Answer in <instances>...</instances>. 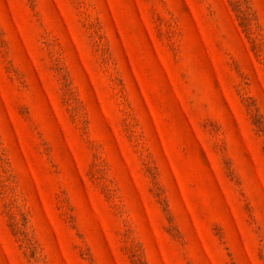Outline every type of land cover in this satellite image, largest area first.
<instances>
[{
    "label": "rangeland",
    "instance_id": "obj_1",
    "mask_svg": "<svg viewBox=\"0 0 264 264\" xmlns=\"http://www.w3.org/2000/svg\"><path fill=\"white\" fill-rule=\"evenodd\" d=\"M0 264H264V0H0Z\"/></svg>",
    "mask_w": 264,
    "mask_h": 264
}]
</instances>
